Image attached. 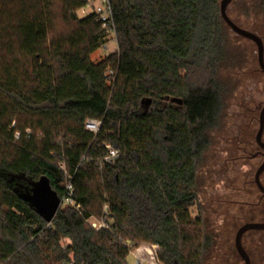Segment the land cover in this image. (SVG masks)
Listing matches in <instances>:
<instances>
[{
  "label": "trees",
  "instance_id": "16d2710c",
  "mask_svg": "<svg viewBox=\"0 0 264 264\" xmlns=\"http://www.w3.org/2000/svg\"><path fill=\"white\" fill-rule=\"evenodd\" d=\"M84 4L0 0V264H129L144 244L204 264L214 240L191 209L224 109L219 0H110L118 51L96 63L110 31ZM107 145L120 156L101 167ZM43 178L73 188L51 224L21 197Z\"/></svg>",
  "mask_w": 264,
  "mask_h": 264
},
{
  "label": "rangeland",
  "instance_id": "374dc122",
  "mask_svg": "<svg viewBox=\"0 0 264 264\" xmlns=\"http://www.w3.org/2000/svg\"><path fill=\"white\" fill-rule=\"evenodd\" d=\"M78 14L83 17L80 12ZM228 15L239 27L258 33L260 36L263 34L264 0H234L228 7ZM226 33L227 59L218 73V79L225 87L224 109L220 126L211 133L210 147L199 164L197 183L199 203L191 209L193 218L199 216L203 218L206 231L214 240L204 264H243L234 248L236 227H233L235 220L232 218L244 216L246 209L248 211L249 208L221 206L218 200L233 197V199L257 202L259 197L254 186L244 185L249 179L246 176L247 169L244 163L234 164L235 168L230 165L232 174L235 176L239 174L233 184L226 182L227 176L223 171L226 169L224 158L227 154L221 153L220 150L221 146H225L224 137L237 133L240 128L245 129L247 115L244 114V105L264 102V76L258 71L255 45L233 34L228 28ZM107 34L108 50H104V47L98 50L92 56L95 63L118 51L116 36L114 37L112 32ZM60 166H63L62 163ZM102 216L91 218L89 223H101ZM249 240L250 238L245 240L248 246H250ZM260 245L261 247L248 249L255 262L260 261V264H264V245ZM139 247L150 248L145 244ZM158 249V247L155 249L156 252L152 250L153 254H146L147 257L140 258L136 255L137 262L133 256H130L128 262L129 264H160L157 259Z\"/></svg>",
  "mask_w": 264,
  "mask_h": 264
},
{
  "label": "flooded vegetation",
  "instance_id": "af4514ba",
  "mask_svg": "<svg viewBox=\"0 0 264 264\" xmlns=\"http://www.w3.org/2000/svg\"><path fill=\"white\" fill-rule=\"evenodd\" d=\"M262 33L263 34L261 35V37L264 44V27ZM248 41L252 42L251 40ZM253 44L255 45V43ZM255 47L257 49L256 45ZM257 65H258V71H260L261 74L264 76V72H262L258 63V56H257ZM243 108L245 110L244 114L247 115L245 129L240 128L238 129L237 133L234 132L224 137L225 146H221V150H220L221 153L227 154L226 158H224V166L226 167V169H224L223 171L227 176L226 182L233 184L236 181V178H238L239 174H237L236 176L233 175L232 174L233 172H231L232 169H229L230 165L233 168H235L234 164L238 162L244 163L247 169L246 176L249 178L244 182V185L245 187L247 184L254 186L259 193V197L257 202H254L252 200L243 201L240 200L239 198L233 199V197L223 198V199L221 198L218 200L221 206L222 205H227L229 207L242 206L249 208L248 211L246 209L244 216L243 215L242 217L234 216V218H232L233 220H235L233 227H236V234L238 233L240 228L246 224L264 223V195L259 189L256 180V175L258 171L262 167H264V127L260 141H258L257 139L258 132L261 129L262 115L264 117V102L257 104L256 103L252 104L251 102L248 105H244ZM259 180L262 186L264 187V171L261 173ZM248 238H250L249 240L250 246L246 245L245 240H247ZM260 244L264 245V230L262 231L250 230L246 232L245 235L243 236V246L251 259V264H260V261H258V263L255 262L248 248H256L259 246L261 247ZM234 248L236 250L235 242H234ZM236 254L244 264V261L237 252V250H236Z\"/></svg>",
  "mask_w": 264,
  "mask_h": 264
},
{
  "label": "water",
  "instance_id": "95a60500",
  "mask_svg": "<svg viewBox=\"0 0 264 264\" xmlns=\"http://www.w3.org/2000/svg\"><path fill=\"white\" fill-rule=\"evenodd\" d=\"M234 0H221L219 2L220 16L225 25L232 31L233 34L251 40L257 46V56L259 66L264 72V44L262 37L257 33L239 27L228 16V7ZM264 127V117L261 119V129L258 132L257 139L260 141ZM264 171L262 167L257 175L256 180L259 189L264 195V187L260 183L259 177ZM22 199L28 202L36 211V213L48 224H51L62 207V199L59 198L57 193L51 188L49 181L46 178L34 185L32 192L23 194ZM250 230H264V223H251L246 224L240 228L235 237V247L239 255L242 257L244 264H251V259L243 246V236Z\"/></svg>",
  "mask_w": 264,
  "mask_h": 264
},
{
  "label": "built area",
  "instance_id": "2783aa9c",
  "mask_svg": "<svg viewBox=\"0 0 264 264\" xmlns=\"http://www.w3.org/2000/svg\"><path fill=\"white\" fill-rule=\"evenodd\" d=\"M83 17L88 16L90 14H95L98 19L102 22L103 28L112 32L115 37V31H114V24L112 21V10L110 5V0H85L84 6L79 11ZM104 47V50L107 49V44ZM114 73L111 71L108 74L109 81L114 78ZM101 122L97 120H88L86 122V129L93 133L97 134L100 130ZM109 155L103 160V163H101V167L104 166V163H112L116 158L120 156V153L118 150H115L111 146H106ZM73 194V188L71 185L68 186V195L62 199V206L63 205H71L75 206V202L72 199ZM110 220V215L108 213V207H105L104 209V217L103 221L99 224L91 222L90 225L98 230L101 228L108 229L107 222Z\"/></svg>",
  "mask_w": 264,
  "mask_h": 264
},
{
  "label": "crops",
  "instance_id": "0c3cea01",
  "mask_svg": "<svg viewBox=\"0 0 264 264\" xmlns=\"http://www.w3.org/2000/svg\"><path fill=\"white\" fill-rule=\"evenodd\" d=\"M148 247H150V248H143V247H139V248H137L134 252H132L131 253V255L130 256H133L134 257V260L137 262V260H136V255H137V252L138 251H140V250H145V251H148V253H149V255L150 254H153L152 253V250H154L155 251V249L157 248V246H151V245H148ZM156 252V251H155ZM129 256V257H130ZM143 257H147V255L146 254H144V256ZM147 259V258H146ZM129 263V262H128ZM138 264V263H137Z\"/></svg>",
  "mask_w": 264,
  "mask_h": 264
}]
</instances>
